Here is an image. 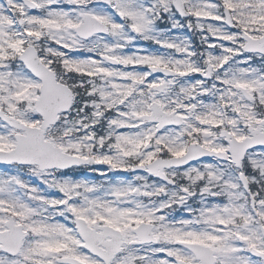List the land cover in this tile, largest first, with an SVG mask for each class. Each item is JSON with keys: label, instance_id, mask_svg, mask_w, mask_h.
I'll return each instance as SVG.
<instances>
[{"label": "snow or ice", "instance_id": "1", "mask_svg": "<svg viewBox=\"0 0 264 264\" xmlns=\"http://www.w3.org/2000/svg\"><path fill=\"white\" fill-rule=\"evenodd\" d=\"M0 264H264V0H0Z\"/></svg>", "mask_w": 264, "mask_h": 264}]
</instances>
